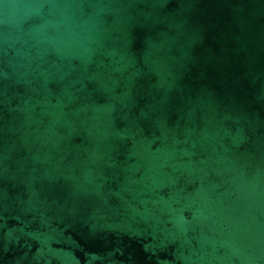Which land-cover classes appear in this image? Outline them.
<instances>
[{
  "label": "water",
  "instance_id": "1",
  "mask_svg": "<svg viewBox=\"0 0 264 264\" xmlns=\"http://www.w3.org/2000/svg\"><path fill=\"white\" fill-rule=\"evenodd\" d=\"M0 264H264V0H0Z\"/></svg>",
  "mask_w": 264,
  "mask_h": 264
}]
</instances>
